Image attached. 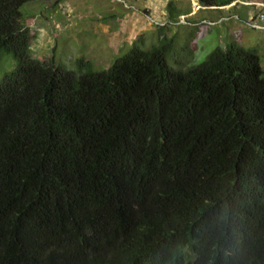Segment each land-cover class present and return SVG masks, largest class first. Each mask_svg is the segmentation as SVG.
<instances>
[{
    "label": "trees",
    "instance_id": "1",
    "mask_svg": "<svg viewBox=\"0 0 264 264\" xmlns=\"http://www.w3.org/2000/svg\"><path fill=\"white\" fill-rule=\"evenodd\" d=\"M33 1L0 0V52L17 63L0 80V264H264L257 52L230 43L175 70L178 37L160 34L72 71L33 57Z\"/></svg>",
    "mask_w": 264,
    "mask_h": 264
},
{
    "label": "rangeland",
    "instance_id": "2",
    "mask_svg": "<svg viewBox=\"0 0 264 264\" xmlns=\"http://www.w3.org/2000/svg\"><path fill=\"white\" fill-rule=\"evenodd\" d=\"M245 1L257 0L219 10L197 3L190 7L193 16L188 12L190 4L178 0H35L21 11L33 35V57L42 60L55 56L72 71L77 70L79 59L90 62L95 72L106 71L134 46L149 51L159 43L160 34L178 37L177 52L167 59L175 70L200 65L215 49L230 43L256 51L264 70V30L253 27V17L249 16L253 6ZM258 1L264 5V0ZM170 3L187 13L177 25L168 22ZM260 5L252 8L254 14L264 12ZM234 15L239 18L228 19ZM222 17L227 20L222 21ZM161 27L166 30L160 33ZM193 32L197 50L190 56L182 50L187 33ZM16 68L14 58L0 52V80Z\"/></svg>",
    "mask_w": 264,
    "mask_h": 264
},
{
    "label": "crops",
    "instance_id": "3",
    "mask_svg": "<svg viewBox=\"0 0 264 264\" xmlns=\"http://www.w3.org/2000/svg\"><path fill=\"white\" fill-rule=\"evenodd\" d=\"M178 1H181V2H183L184 4L186 3V5L188 6L189 4L191 5H189V10H188V12H189V15L190 16H193V15H191L193 12L192 11H190V7H192V5L193 4H197V2L196 1H194V0H178ZM249 3H252V4H263V2H261V1H256V2H249ZM192 9V8H191ZM254 12H255V10L253 9L252 10V8H251V11L249 12V16H252L253 18L252 19H255L256 18V15L254 14ZM186 15H187V13L186 14H183L182 13V16L181 17H186ZM180 17V18H181ZM233 18H239V16H231L230 18H228V19H233ZM222 21H226L227 20V17L225 18V17H222V19H221ZM221 20H220V22H221Z\"/></svg>",
    "mask_w": 264,
    "mask_h": 264
},
{
    "label": "built area",
    "instance_id": "4",
    "mask_svg": "<svg viewBox=\"0 0 264 264\" xmlns=\"http://www.w3.org/2000/svg\"><path fill=\"white\" fill-rule=\"evenodd\" d=\"M240 2H237L235 4H239ZM247 6H258V4H252V3H246ZM262 6V4L260 5ZM264 8V5L262 6ZM263 10V9H262ZM253 27L255 29L264 30V12L260 15L256 16L255 19H252Z\"/></svg>",
    "mask_w": 264,
    "mask_h": 264
}]
</instances>
